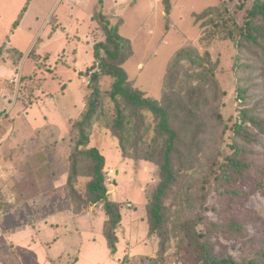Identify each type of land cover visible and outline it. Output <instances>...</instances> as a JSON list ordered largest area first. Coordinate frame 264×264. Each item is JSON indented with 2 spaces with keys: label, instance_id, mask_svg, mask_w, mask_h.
<instances>
[{
  "label": "trees",
  "instance_id": "trees-1",
  "mask_svg": "<svg viewBox=\"0 0 264 264\" xmlns=\"http://www.w3.org/2000/svg\"><path fill=\"white\" fill-rule=\"evenodd\" d=\"M162 3L168 24L172 0ZM245 6L244 2L232 10L222 1L194 13L206 45L230 40L237 50L233 68L239 114L232 125L222 112L225 91L218 77L219 61L208 51L186 41L170 59L161 98L156 99L137 87L125 68L134 48L132 40L120 33L124 18L113 20L105 14L104 0L96 6L93 19L101 39L94 45V55L100 68L88 86L85 109L72 122L65 190L68 210L77 216L101 206L111 255L118 252L122 203L109 195L106 157L90 147L99 123L117 139L123 159L147 161L159 169V183L146 205L149 234L160 242L152 264L165 262L176 199L185 252L177 264H264V206H248L264 200V0ZM108 78L113 82L103 88ZM228 133L230 151H225ZM12 183L22 195L34 184L17 178ZM0 206H9L1 191ZM242 251L246 254L240 257L237 252Z\"/></svg>",
  "mask_w": 264,
  "mask_h": 264
},
{
  "label": "rangeland",
  "instance_id": "rangeland-1",
  "mask_svg": "<svg viewBox=\"0 0 264 264\" xmlns=\"http://www.w3.org/2000/svg\"><path fill=\"white\" fill-rule=\"evenodd\" d=\"M50 1L48 0V2ZM101 1L57 0L55 5L47 8L48 13L41 19V24L46 18L51 20L58 9L70 10L72 8L73 11H78L80 16L78 22H72V28L74 30L78 28L81 34L85 33L91 27L94 28L97 22L96 20H94L95 22L88 21L86 15L97 10ZM222 1H226L232 10L244 2L247 9L252 2V0H172L173 9L168 24L162 0H104L103 11L113 20H116L119 16L124 18L125 23L121 26L120 33L132 40L134 48V55L125 63V68L128 71L129 78L134 81L135 85L144 90L147 95L156 99L161 98L163 78L170 59L186 41L193 42L203 53L208 51L214 61H219L220 73L218 77L222 90L225 91L222 99V112L227 123L232 125L239 114V101L236 99L238 78L233 68L237 50L234 43L230 40L217 39L210 45H206L202 41L203 33L200 28V22L196 23L194 17V13L202 12ZM69 2H73L75 5H71ZM47 6H49V3H46L44 7ZM95 6H97L96 9ZM245 8L239 15L240 19L245 12ZM36 9H38L37 4L30 8L28 12L30 20L33 19ZM31 24L32 29H34V22L31 21ZM51 26L50 23L45 29L48 31ZM66 28L71 30L70 23ZM84 38L81 40L83 41ZM58 46H60V43H58ZM79 55L77 63L79 67L92 57V52L85 41L82 43ZM183 63L188 65L186 61ZM67 71L70 74L71 71L69 69ZM75 78L73 73L72 83ZM112 82L113 79L108 78L103 84V88H109ZM71 86L74 87L75 83L71 84ZM84 89L88 88L85 87ZM105 100L108 105L110 104L111 113H113V102L108 96ZM148 119L152 121L153 117L148 114ZM7 125V119L1 118L0 132H4ZM96 127L97 129L93 133L98 132L100 137L104 138V142H106V146L102 150H104V156L107 159L105 171L108 173L109 195L112 199L122 203L123 220L121 226L123 228L121 230L123 232L119 236L118 254L111 259L110 250L103 232L105 214H103L102 220L96 217L97 219H95L93 226L90 217L86 215L74 217L69 212H66L67 216L65 219L67 220L64 225L58 226L57 229L54 228L52 232L57 236L58 243L60 238L59 246L64 241V248H70L68 251L71 254L70 260L76 261L77 259L78 264H110V262L105 263L107 259H110L113 264H152V261L159 255L160 242L156 235H150L148 232L146 205L159 183V169L155 164L147 161L135 163L134 160L123 159L120 155L119 146L110 145L109 143L115 141L110 131L100 123ZM228 135L229 133L226 136L225 151H230ZM1 156L4 155L0 148V158ZM59 169H62V167H59ZM111 169L113 170L112 173ZM13 187L5 184L3 186L0 185L3 200L10 197L11 193L7 191L11 188L13 190ZM80 187L85 189L86 181L81 182ZM58 191L60 192L61 189H58ZM12 192L14 193V191ZM53 196L58 198L57 194L52 195L51 198ZM62 196L65 198V195ZM15 197L16 201L12 197L9 200H14L15 203L10 204L16 207L18 202L16 193ZM48 197L50 196L48 195ZM177 201L176 199V206L170 212V221L173 224L171 245L165 255V262L160 264H177L178 257H185V252L182 249L184 245V229L178 217ZM259 203L264 206V200L250 202L248 206L258 208ZM56 204L58 208L63 206L62 202H56ZM2 208L4 209V207L0 206V209ZM100 209L101 206L99 205L93 207L92 215H98ZM7 210L4 213H0V257L8 264H20L21 257L25 264H43V258L47 254V250L56 251L58 249V253L63 250L57 245H46L47 243L43 242V233L38 230L40 226L42 227L41 222L34 221L35 224H31L34 222H31L30 219L37 217V215L42 216L45 214L43 208L39 209L28 202L22 203L20 210L14 207H10ZM28 231H34L36 234L30 236ZM130 234L136 235V240L134 238L131 240L132 236ZM11 244L12 246H10ZM32 252H34L35 257L32 256ZM237 254L242 257L246 252H237Z\"/></svg>",
  "mask_w": 264,
  "mask_h": 264
},
{
  "label": "crops",
  "instance_id": "crops-1",
  "mask_svg": "<svg viewBox=\"0 0 264 264\" xmlns=\"http://www.w3.org/2000/svg\"><path fill=\"white\" fill-rule=\"evenodd\" d=\"M56 1L0 0V119L4 117L8 121L6 130L0 132V148L4 155L0 161L7 168L5 177L0 178V185L14 186L12 180L16 178L34 183L26 188L23 195L14 187L7 191L11 193L10 197H15L16 193L18 200L21 199L16 207L10 204L15 203L16 197L15 201L9 200L10 197L4 198V201L9 205L8 208L14 207L17 210H20L22 203L28 202L45 210L44 215H37L30 220L42 223L38 230L43 233L46 245H57L63 250L59 253L58 249L47 250L43 264H78L77 259L70 260V248H64V241L59 246L60 238L58 243V238L52 231L64 225L67 220L66 212L78 217L68 210L66 200L65 184L70 164L69 133L72 122L85 109L86 97L91 91L90 87L81 82L80 74L96 60L94 45L101 39V35L97 22L94 28L91 27L85 33L81 34L78 28L74 30L72 22H78L80 16L72 8L58 9L52 16L53 19L46 18L41 24V19L48 13L47 8L55 5ZM46 3L49 6L44 7ZM69 3L75 5L73 2ZM35 4L38 9L30 20L28 12ZM94 13L95 10L86 15L88 21H94ZM31 21L34 22V29ZM46 23L52 25L48 31L45 29ZM69 23L71 30L66 28ZM84 41L90 48L92 57L79 67L77 63ZM18 55H22L19 60ZM67 69L71 71L70 74ZM73 73L76 77L74 87L71 86ZM85 87L88 89H84ZM109 143L118 145L116 139ZM105 146L106 142L98 132L91 135L90 147H96L104 154L102 149ZM54 194L58 198H51ZM56 202H62L63 206L58 208ZM7 209H0V213L8 211ZM92 209L90 207L83 215L90 217L93 225L95 219H103L104 212L100 209L98 215H92ZM105 219L106 215L103 222ZM121 228L123 227L120 226L117 231L118 236L123 232ZM28 232L30 236L36 234L34 231ZM131 236V240H136V235ZM117 254L118 252L111 255V259ZM32 256L35 257L34 252ZM0 259L3 264H8L1 257ZM20 260V264H25L22 257ZM106 262L113 264L110 259Z\"/></svg>",
  "mask_w": 264,
  "mask_h": 264
},
{
  "label": "built area",
  "instance_id": "built-area-1",
  "mask_svg": "<svg viewBox=\"0 0 264 264\" xmlns=\"http://www.w3.org/2000/svg\"><path fill=\"white\" fill-rule=\"evenodd\" d=\"M99 68H100V62H99V60H95L94 64L91 67L87 68L85 71H83L80 74L81 82L86 86H90L92 83V78L98 72ZM110 171H111V173L113 172L112 169ZM6 172H7V168H6L5 164L0 161V178L5 177ZM111 173H109V174H111ZM12 198H14V200H15L14 196H12ZM0 264H3L1 262V259H0Z\"/></svg>",
  "mask_w": 264,
  "mask_h": 264
}]
</instances>
